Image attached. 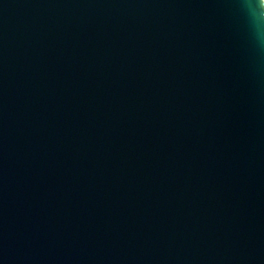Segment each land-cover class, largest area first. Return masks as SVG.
I'll list each match as a JSON object with an SVG mask.
<instances>
[{
  "label": "water",
  "instance_id": "95a60500",
  "mask_svg": "<svg viewBox=\"0 0 264 264\" xmlns=\"http://www.w3.org/2000/svg\"><path fill=\"white\" fill-rule=\"evenodd\" d=\"M0 264H264L239 0H0Z\"/></svg>",
  "mask_w": 264,
  "mask_h": 264
},
{
  "label": "clouds",
  "instance_id": "9594fccd",
  "mask_svg": "<svg viewBox=\"0 0 264 264\" xmlns=\"http://www.w3.org/2000/svg\"><path fill=\"white\" fill-rule=\"evenodd\" d=\"M239 3L253 24L259 46L264 49V0H239Z\"/></svg>",
  "mask_w": 264,
  "mask_h": 264
}]
</instances>
